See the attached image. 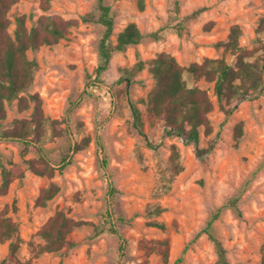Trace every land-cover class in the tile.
I'll list each match as a JSON object with an SVG mask.
<instances>
[{
  "label": "rangeland",
  "instance_id": "374dc122",
  "mask_svg": "<svg viewBox=\"0 0 264 264\" xmlns=\"http://www.w3.org/2000/svg\"><path fill=\"white\" fill-rule=\"evenodd\" d=\"M50 1L51 8L43 11L39 0H20L8 14L10 33L23 15L28 29L42 15L79 20V25L57 44L27 52L36 68L21 96L37 94L42 101V155L56 171L53 177L34 174L25 161L37 155L23 156L20 141L0 137V163L7 168L18 164L25 173L0 195V212L6 210L19 227L17 238L0 242V263L216 264L215 246L203 230L214 212L240 195L241 216L224 209L215 221L216 234L231 264H263L264 89L225 105L226 112L215 83L195 81L186 72L188 85L206 90L214 105L209 114L213 132L207 136L201 129L196 144L169 134L164 121L147 112L145 101L155 85L149 66L135 75L130 71L163 52L185 67L206 59L235 66L236 56L216 46L229 42L235 25L241 30L240 46L257 50L250 61L264 63V0H144L142 6L139 0H107L115 17L113 41L131 23L145 38L115 53L102 81L94 74L102 28L81 21L98 13L96 0ZM153 32L161 38L148 37ZM130 101L142 112L147 138L133 125ZM33 108V102L24 111L18 100L6 103L2 130L18 120L31 121ZM239 124L242 136L237 139ZM51 184L59 187L58 194L38 205ZM157 207L160 214L149 213ZM59 211L85 224L74 229L61 251L40 253L46 242L39 231ZM111 224L118 234L110 231ZM145 241H167L169 261ZM13 242L20 245L16 259L10 254Z\"/></svg>",
  "mask_w": 264,
  "mask_h": 264
},
{
  "label": "trees",
  "instance_id": "16d2710c",
  "mask_svg": "<svg viewBox=\"0 0 264 264\" xmlns=\"http://www.w3.org/2000/svg\"><path fill=\"white\" fill-rule=\"evenodd\" d=\"M20 0H0V137L3 139H16L23 146L22 155L34 152L37 158L25 161L28 169L38 176L53 177L56 169L43 157L45 138H41L39 129L44 125L42 101L39 95H31L29 98L21 96L33 83L36 62L29 60L27 52L38 50L42 46H52L64 39L71 28L79 25V20H65L56 15H42L37 24L28 29L26 16L15 19V29L10 33L12 21L8 14L13 5ZM43 11L51 8L50 0H39ZM107 0H96L98 13H88L81 17L84 23H96L102 28V34L98 43V65L95 69V79L102 81V77L108 71L113 55L124 51L128 46L137 45L144 40L145 35L135 23L127 25L117 36L116 42L111 38L114 35L115 17ZM141 6L144 0H139ZM200 11L194 13V16ZM213 23H209L210 28ZM264 29V20L260 30ZM241 30L238 25L232 28L228 43H217V47L224 46L225 51L236 56L235 66L224 59H206L203 63H192L188 67L181 65L175 57L163 52L155 59L139 62L130 72L135 75L146 66L155 79V85L148 93L145 104L147 112L154 118L162 119L171 135L181 136L196 144L200 141L201 129L208 136L213 132L209 114L213 111V102L206 90L197 86H189L185 77L186 72L191 74L195 81L205 79L215 83V94L221 108L229 112L225 105L243 99L249 95L261 92L264 89V63L260 58L250 61L257 52L256 49H247L240 46ZM151 39L159 40V32L148 35ZM18 100L19 109L26 110L30 102L34 103L33 119L31 121L18 120L12 129L2 130V121L6 119V103ZM133 116V125L139 133L147 138L142 112L134 101H130ZM31 136H34L30 139ZM237 139L242 136V124H239L235 134ZM104 166L107 165L105 161ZM2 180L0 182V195L7 194L13 181L22 179L25 175L20 165L12 168L0 163ZM59 192L56 184L42 190L37 204L45 206ZM110 188V193L114 194ZM240 195L232 197L223 207L214 212L203 232L210 238L215 246L217 254L216 264H231L227 258V250L218 237L215 230L217 221L224 209H230L241 216L239 207ZM161 207L152 209L150 214H160ZM83 221L68 218L64 212L59 211L39 231L46 244L41 248L43 252H59L68 244V237L74 229L84 225ZM154 226L164 228L161 223H152ZM112 233L118 234L113 224L110 226ZM19 227L6 213L0 212V242L17 238ZM145 246L156 249L165 261H169L168 242L145 241ZM11 258L16 259V253L20 249L18 242L10 245ZM264 259V258H263ZM0 264H13L12 260L2 261ZM17 264L21 263L18 261ZM264 264V260H263Z\"/></svg>",
  "mask_w": 264,
  "mask_h": 264
},
{
  "label": "built area",
  "instance_id": "2783aa9c",
  "mask_svg": "<svg viewBox=\"0 0 264 264\" xmlns=\"http://www.w3.org/2000/svg\"><path fill=\"white\" fill-rule=\"evenodd\" d=\"M179 137H180V139H181L183 142H188V140H187L186 138L181 137V136H179Z\"/></svg>",
  "mask_w": 264,
  "mask_h": 264
}]
</instances>
